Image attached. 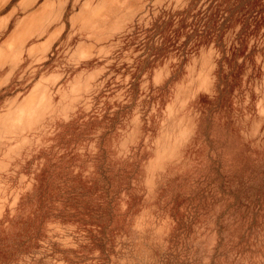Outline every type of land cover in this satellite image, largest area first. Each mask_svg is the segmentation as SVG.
Segmentation results:
<instances>
[{
  "label": "rangeland",
  "instance_id": "rangeland-1",
  "mask_svg": "<svg viewBox=\"0 0 264 264\" xmlns=\"http://www.w3.org/2000/svg\"><path fill=\"white\" fill-rule=\"evenodd\" d=\"M0 264H264V0H0Z\"/></svg>",
  "mask_w": 264,
  "mask_h": 264
}]
</instances>
